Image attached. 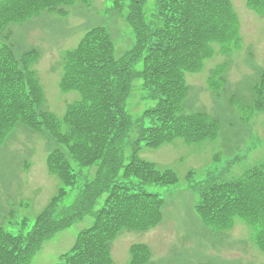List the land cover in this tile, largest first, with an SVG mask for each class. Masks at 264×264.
Segmentation results:
<instances>
[{"label":"trees","instance_id":"16d2710c","mask_svg":"<svg viewBox=\"0 0 264 264\" xmlns=\"http://www.w3.org/2000/svg\"><path fill=\"white\" fill-rule=\"evenodd\" d=\"M111 1L118 12L127 8L135 43L117 58L107 29L96 27L64 53L60 89L81 97L68 106L63 119L44 106L37 50L18 54L10 26L74 0L0 1V144L19 124L47 134L57 144L48 157L49 170L62 184L31 227L23 221L17 234L0 227V264H29L46 241L86 216L94 218L93 225L79 233L57 264H114L112 243L123 230L148 231L162 220L165 201L148 193L146 186L178 183L173 169L140 157L143 147L157 149L177 140L195 144L219 135L218 119L189 110L185 75L202 68L214 54V42H222L224 52L239 46L232 1L156 0L150 17L144 9L147 0ZM248 5L264 15V0H248ZM140 61L143 69H133ZM224 70L225 65L216 68L209 79L217 93ZM136 79L143 81L146 97L156 104L133 118L126 102ZM253 100L252 110L264 109V68ZM193 175L190 172L187 181L199 194L196 209L203 222L225 232L241 219L264 253V163L229 181L211 172L202 180ZM71 191L75 200L63 205ZM150 258L146 245L131 248V264H145Z\"/></svg>","mask_w":264,"mask_h":264},{"label":"rangeland","instance_id":"374dc122","mask_svg":"<svg viewBox=\"0 0 264 264\" xmlns=\"http://www.w3.org/2000/svg\"><path fill=\"white\" fill-rule=\"evenodd\" d=\"M1 1V0H0ZM239 16L240 44L230 52L220 49L222 42L211 46L214 54L207 58L197 73H187L188 105L191 111H205L220 120L217 138L186 144L177 140L153 149L143 147L140 157L161 168H171L178 183L171 187L151 185L146 189L165 199L161 224L147 233L126 232L113 244L115 264H130V246L146 244L152 256L146 264H264V254L252 240L246 223L238 219L235 228L218 232L207 226L196 211L197 191L190 188L187 174L202 180L208 172L220 180L240 177L264 162V109L251 110L255 87L264 68V15L247 6V0H233ZM156 0H147L145 13L155 11ZM95 27H104L111 35L115 56L120 58L135 43V33L127 19V8L114 9L110 0H76L63 12H43L24 24L11 26V41L20 54L37 50L36 70L44 90V106L63 119L67 106L78 101L80 94L63 92L60 79L63 54L77 47L83 36ZM224 49L226 50L225 45ZM225 70L219 81L222 93H212L208 86L214 69ZM133 69H143L140 61ZM217 84V81H216ZM238 97L240 105L230 103ZM156 102L146 97L143 81L133 82L126 109L133 118ZM242 112L251 114L248 120ZM57 146L47 134H39L23 124L17 125L0 144V227L19 233L23 221L31 227L62 186L48 169L49 153ZM92 175L93 172L91 171ZM76 193L71 192L63 205H71ZM92 216L58 232L46 241L29 264H57L67 253L78 234L91 227Z\"/></svg>","mask_w":264,"mask_h":264}]
</instances>
